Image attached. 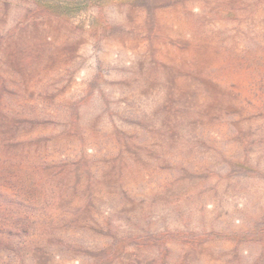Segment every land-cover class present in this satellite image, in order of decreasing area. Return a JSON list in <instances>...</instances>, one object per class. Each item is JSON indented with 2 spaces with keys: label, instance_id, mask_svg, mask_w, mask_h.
<instances>
[{
  "label": "rangeland",
  "instance_id": "1",
  "mask_svg": "<svg viewBox=\"0 0 264 264\" xmlns=\"http://www.w3.org/2000/svg\"><path fill=\"white\" fill-rule=\"evenodd\" d=\"M0 264H264V0H0Z\"/></svg>",
  "mask_w": 264,
  "mask_h": 264
}]
</instances>
